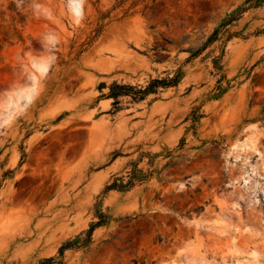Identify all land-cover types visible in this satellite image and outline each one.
I'll use <instances>...</instances> for the list:
<instances>
[{"label":"rangeland","instance_id":"1","mask_svg":"<svg viewBox=\"0 0 264 264\" xmlns=\"http://www.w3.org/2000/svg\"><path fill=\"white\" fill-rule=\"evenodd\" d=\"M77 1L0 0V264L57 258L100 212L65 264H264V4L186 63L248 0ZM134 166L145 183L105 193Z\"/></svg>","mask_w":264,"mask_h":264},{"label":"trees","instance_id":"2","mask_svg":"<svg viewBox=\"0 0 264 264\" xmlns=\"http://www.w3.org/2000/svg\"><path fill=\"white\" fill-rule=\"evenodd\" d=\"M248 7H244L240 9L238 12L230 15L227 19H225L219 27L212 33V35L206 40V42L202 45L201 48L197 49L196 51H190V57L187 59L186 63L198 58L202 55L210 46H212L215 42L219 40V36L221 33L233 23L237 22L242 15L250 9H255L260 7L264 4V0H248L247 1ZM109 17V14L102 15L100 17V21L104 22L105 19ZM104 31V26L101 25L96 30V36H100ZM237 36L236 34H229L228 39ZM215 66L218 68L217 70L222 72L221 67L219 66L218 62L215 63ZM184 77V72L182 68H179L173 77H167L164 79H152L145 87H133L131 85H122V84H113L109 88V92L105 95H101L100 99L105 100H113V106L118 111L119 110V99L123 97H130L134 101H143L150 95L157 94L159 90L162 89H169L177 87ZM225 80V76L222 75L221 80L218 81V89L220 90L221 82ZM218 94L217 96H219ZM200 108L193 111L192 120L194 124L198 123L199 116L197 113ZM194 129V127H193ZM184 143L181 142L180 148L182 149ZM128 180L125 182L124 179H116L112 184L105 188V193H109L112 191H120V192H128L133 189L136 185H141L148 180V176L144 175L141 171L138 170L137 166L133 167V170L128 173L127 176ZM98 222L92 224L90 228L83 234L75 238L73 241L67 242L63 245L58 252L57 258H49L40 261L39 264H65L64 262V255L65 252L68 250H75L81 247H87L92 242V236L96 229L107 225L110 218L103 213H96ZM83 236V237H82Z\"/></svg>","mask_w":264,"mask_h":264},{"label":"bare ground","instance_id":"3","mask_svg":"<svg viewBox=\"0 0 264 264\" xmlns=\"http://www.w3.org/2000/svg\"><path fill=\"white\" fill-rule=\"evenodd\" d=\"M74 1V0H73ZM76 1V0H75ZM78 2V5L80 4V1L78 0L77 1ZM68 5L71 7V9H72V11L75 13V15H78L79 14V10H78V8L76 7H74V6H72L71 5V0H68ZM35 63L37 64V65H39V67H42V69H45V67H46V65H48L47 63V60L46 59H40V60H38V61H35ZM37 81H38V79H37V77L35 76V75H31V77L28 79V82H27V84H26V86L25 87H21V88H19V89H17V91H16V94L18 95V97L20 96V94H28V93H30V91L35 87V86H37L36 84H37ZM16 96V95H15ZM11 102H6V105L8 106L9 104H10ZM6 107V106H5Z\"/></svg>","mask_w":264,"mask_h":264}]
</instances>
